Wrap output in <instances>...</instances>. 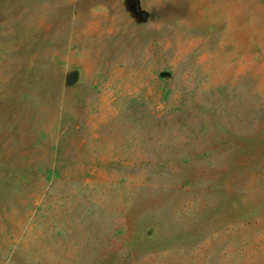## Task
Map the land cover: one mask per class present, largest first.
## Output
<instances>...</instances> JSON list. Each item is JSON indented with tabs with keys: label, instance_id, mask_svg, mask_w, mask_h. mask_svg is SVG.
I'll return each mask as SVG.
<instances>
[{
	"label": "rangeland",
	"instance_id": "obj_1",
	"mask_svg": "<svg viewBox=\"0 0 264 264\" xmlns=\"http://www.w3.org/2000/svg\"><path fill=\"white\" fill-rule=\"evenodd\" d=\"M0 264H264V0H0Z\"/></svg>",
	"mask_w": 264,
	"mask_h": 264
}]
</instances>
